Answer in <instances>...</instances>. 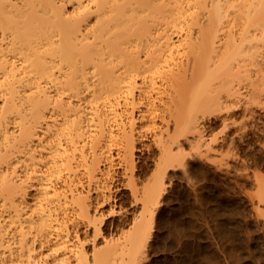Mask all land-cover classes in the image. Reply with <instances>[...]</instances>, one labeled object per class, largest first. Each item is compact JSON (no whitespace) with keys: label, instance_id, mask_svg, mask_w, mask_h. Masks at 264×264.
Segmentation results:
<instances>
[{"label":"bare ground","instance_id":"bare-ground-1","mask_svg":"<svg viewBox=\"0 0 264 264\" xmlns=\"http://www.w3.org/2000/svg\"><path fill=\"white\" fill-rule=\"evenodd\" d=\"M235 22L237 28L233 29ZM263 30L264 0H0V195H10L9 208H13L9 221L0 213V252L10 245L7 232L11 224L21 233L19 248L30 249L25 222L31 227L49 226L57 220L54 212L75 197L81 208L87 210L82 199L84 192L72 193L76 190L71 188L70 196L66 188L61 190L46 175L47 169L53 174L63 169L71 171L72 160L76 159L80 161L78 165L83 164L81 161L83 166L87 165L91 179L99 165H89L87 149L83 150L87 142H93V154L88 153L95 158L104 152L105 145L116 140L121 139L126 147L131 145L137 124L133 114L135 103L148 95L149 87L156 88L152 74L160 72L166 80L163 84L171 88L170 100L165 102L178 133L168 131L171 138L175 133L172 143L167 140L170 155L165 150L166 158L144 192L146 215L129 234V254L137 256L150 237L152 220L165 190L167 167L172 161L181 162L172 151L173 142L179 144L180 136L193 129L201 132L205 120L213 115L228 125L236 113L230 97L242 94L238 86L242 75H248L249 81L254 78L251 85L255 89L264 84V67L256 69L254 75L245 73L251 71L246 65L247 58L252 56L247 46L258 48L257 40ZM175 52L184 59L178 60ZM140 75L147 85L140 88L138 96L135 87ZM85 91L90 102L97 104L94 109L92 103L94 130L93 135L89 134L92 138L88 137L92 142L82 139L85 133L80 124L81 114L73 101V97H80ZM49 109L65 117L47 140L49 166L43 173L36 166L40 159L36 160L31 144L38 134L35 124H41L39 119H45ZM148 110L153 111L151 106ZM122 113L123 118H118ZM114 118L116 123L110 124ZM83 140L82 143L87 142L82 148ZM21 146L31 151L30 162L25 166L28 177L42 172L51 180H39L38 175H42L37 173L42 183L39 191L49 202L42 203L46 199L39 193L38 199H43H37L36 207L26 213L23 200L11 197L22 190L19 197L23 199L26 193L25 178L17 171L19 162L12 160L18 151L24 150H18ZM178 147L183 150L181 143ZM68 178L69 182L74 181L71 176ZM259 178L262 188L264 179ZM77 247L78 256H82L83 246ZM94 259L95 264L106 262L104 252H95ZM42 263L38 259L28 262Z\"/></svg>","mask_w":264,"mask_h":264},{"label":"rangeland","instance_id":"rangeland-1","mask_svg":"<svg viewBox=\"0 0 264 264\" xmlns=\"http://www.w3.org/2000/svg\"><path fill=\"white\" fill-rule=\"evenodd\" d=\"M71 6L72 3L68 4L69 8ZM234 15L232 13L231 16L236 18ZM235 23L233 29L237 28ZM260 34L258 48L247 46L248 54L252 55L246 60L251 71L243 68L247 74L254 75L256 69L264 67V30ZM177 35L175 33L174 39ZM174 55L179 60L180 55L177 52ZM261 70L264 71V68ZM161 74H152L156 88L149 87L148 95H143L135 103L133 114L137 124L131 145L126 147L121 139L114 140L110 146L105 145L102 148L104 152L96 158L90 155L93 154L90 148L93 145L91 132L94 130L92 113L95 112L92 109L97 104L90 102L86 91L80 97H73L81 114L80 124L85 133L82 139L92 142L85 141V146L82 143L84 139L81 141L82 148L84 145L83 150L87 149L85 153L88 154L89 165L96 162L99 165L91 179V174L88 175L90 171L85 167L87 165L83 166V161L82 165H78L80 161L76 159L72 160L71 171L63 169L59 174H53L47 169L49 156L46 146L50 144L47 140L64 122L65 116L49 109L44 114L45 119H39L41 124H35L38 134L31 144L36 160L40 159L36 165L38 170L46 173L47 169L46 175L49 174L52 182L61 190L66 188L70 196L78 191L84 192L81 194L87 210L81 208L75 197L68 199L65 206L63 204L54 212L57 220L49 226L37 228L25 222L28 246L34 247L33 250L26 246L19 248L21 233L11 224L7 232L10 245L2 248L0 264H28L34 259L43 261L42 264H95L97 251L104 252L105 264H264V193H261L264 187L259 188L258 185V178L264 179V84L259 81L260 86L256 85L259 88L255 89L251 85L254 76L249 81L248 75H242L243 71L238 84L242 94L230 97L236 113L228 120V125L224 124L222 118L213 115L205 120L201 132L193 129L186 136H180L179 144L183 150L180 151L179 144L173 142L172 151L181 162L178 160L173 164L172 161L168 165L164 176L165 190L156 208L146 247L137 256L134 255L137 257L135 260L130 256L129 234L146 215L144 192L156 178L157 170L166 158L165 153L168 151L169 154L170 144L167 140L172 143L170 140L173 138L174 141V135L178 133L174 131L175 121L170 117L166 103L170 100L171 88L163 84L166 80ZM136 85L135 93L139 94L140 88L147 85L143 76L136 78ZM251 89L257 90L254 91L257 94L252 93ZM150 106L153 111L148 110ZM123 115L118 118H123ZM114 123L115 118L110 124ZM48 124L51 130H48ZM170 130L175 132L172 138L171 134L168 136ZM88 137H91V141ZM97 149L100 150L101 145ZM27 151H18L12 159L19 162L17 171L22 179L25 178L23 184L26 193L23 199L19 197L22 190L14 193L16 197H11L17 201L23 200L24 213L31 212L42 197L46 199L39 191L42 187L39 180L42 177L45 182L50 178L47 179L48 176L42 172H37L42 175H38L39 180L37 173L28 177L30 174H26L25 166L30 162L31 151ZM70 176L76 184L69 182ZM70 183L74 185L68 188L67 184ZM71 188L76 191L71 193ZM39 193L42 197L38 199ZM9 200L10 195H0V213L5 215L7 221L11 220L9 214L13 209L9 208L12 202ZM44 201V204L49 202L47 199V202ZM79 245L85 251L82 256L77 254Z\"/></svg>","mask_w":264,"mask_h":264}]
</instances>
